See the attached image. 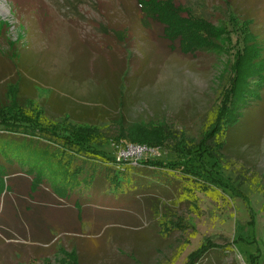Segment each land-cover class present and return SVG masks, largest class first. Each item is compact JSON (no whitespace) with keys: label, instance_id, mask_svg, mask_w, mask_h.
<instances>
[{"label":"rangeland","instance_id":"rangeland-1","mask_svg":"<svg viewBox=\"0 0 264 264\" xmlns=\"http://www.w3.org/2000/svg\"><path fill=\"white\" fill-rule=\"evenodd\" d=\"M174 1L214 25L227 21L231 8L253 19L252 31L264 42V0ZM143 19L137 0H0V97L16 78L15 85L35 84V101L93 109L98 147L116 161L130 145L121 141V126L164 122L175 138L153 148L159 155L142 157L186 161L204 143L210 156L201 154L204 161L196 164L225 186L202 191L193 184L188 190L195 192L185 194L176 171L160 212L121 208L119 199L93 195L97 204L78 225L69 208L37 204L26 212L30 200L16 202L5 208L8 228L0 226L8 233L0 231V264H76L75 252L79 264H190L189 255L206 239L213 249L195 264H264V86L227 137L233 146L217 151L216 141L203 137L217 115L228 50L171 51L161 27ZM50 121L69 128L61 117ZM178 149H186L182 157Z\"/></svg>","mask_w":264,"mask_h":264},{"label":"trees","instance_id":"trees-1","mask_svg":"<svg viewBox=\"0 0 264 264\" xmlns=\"http://www.w3.org/2000/svg\"><path fill=\"white\" fill-rule=\"evenodd\" d=\"M137 3L142 14L148 18L143 22L150 20L161 27L160 38L167 42L171 51L179 50L184 55H192L203 51L218 54L225 48L228 50L225 68L219 74L224 86L217 115L203 138L204 142L209 139L216 141L217 151L220 152L228 146L232 147L231 142L227 143V137L230 139L233 136V129L241 122V112L249 103L250 96L257 95L258 89L264 86V42L260 39L262 35L252 31L253 19H241L242 16L230 8L232 12L227 21L214 25L174 0H137ZM13 63L17 69L16 60ZM15 81L16 78L8 83L12 86L0 97V226L8 228L6 207L15 209L16 202L24 204L27 200L31 202L24 204L26 212L37 204L52 209L69 208L75 225L84 222L88 208L97 204L93 195L99 199H119L121 208L160 212L161 198L169 193L168 186L174 182L168 176L174 177L176 171L182 172L183 181H177L184 184L182 189L185 194L195 192L188 190L193 184L202 191L225 186L212 171H205L203 164H196L204 161L199 159L202 155L207 153L210 156L204 143L186 161L181 158L165 163L147 157L139 158L136 165L128 160L116 161L98 147L99 122L96 117L99 115L93 109H76L78 112H75L64 106V102H51L49 99L35 101V84L18 81L15 85ZM29 90L30 93H27ZM56 116L70 121L67 123L69 128L50 121ZM131 125L120 127V138L123 139L120 140L130 145L161 148L165 142L175 138L164 122L157 125L134 122ZM180 143L186 144L184 141ZM185 150L178 149L181 152L179 156L182 157ZM162 185L166 189L162 190ZM11 195L17 200L11 199ZM139 195L143 197L142 202L136 198ZM68 201L72 202L71 206ZM62 202H67V205H62ZM74 206H79L80 210ZM34 225H39L38 220ZM0 231L8 236L4 230ZM54 239L48 238L43 242L48 245ZM211 249L213 245L206 239L189 255L188 262L195 264ZM75 258L76 264H79L76 252Z\"/></svg>","mask_w":264,"mask_h":264},{"label":"built area","instance_id":"built-area-1","mask_svg":"<svg viewBox=\"0 0 264 264\" xmlns=\"http://www.w3.org/2000/svg\"><path fill=\"white\" fill-rule=\"evenodd\" d=\"M144 155H159V153L155 151V149H150L146 146L128 145L127 152L123 151L120 153L119 157H117V161L128 160L131 161L132 165H136L137 160Z\"/></svg>","mask_w":264,"mask_h":264}]
</instances>
